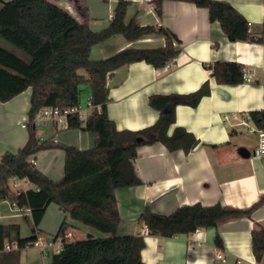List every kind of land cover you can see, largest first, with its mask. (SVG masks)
Returning a JSON list of instances; mask_svg holds the SVG:
<instances>
[{"label":"crops","instance_id":"obj_1","mask_svg":"<svg viewBox=\"0 0 264 264\" xmlns=\"http://www.w3.org/2000/svg\"><path fill=\"white\" fill-rule=\"evenodd\" d=\"M7 1L10 0H0V8ZM49 1L66 9L79 22L87 19L90 29L99 31L109 25V15L118 0ZM126 1L129 2L126 22L134 19L141 26L156 29L162 26L170 30L179 40L180 52L168 68L134 61L120 66L107 77L106 112L116 128L136 131L154 124L160 109L150 104L151 97L188 94L204 83L209 85L210 92L195 106L178 103L173 108L174 122L167 134L171 135L179 127L192 134L198 143L188 152L182 148L169 150L160 142L137 148L133 165L142 183L115 190L120 217L117 234L142 237L144 246L140 257L144 264H264V259L256 262L251 249V230L256 224L264 227V202L250 216L225 220L216 228L198 229L188 235L152 234L144 224L137 222L145 206L161 214H170L179 206L194 203L247 208L264 196V155L253 153L261 128L251 116L254 111L264 113V37L260 43L229 41L219 22L210 21L206 7L186 0H162L160 17L153 0ZM219 1L228 2L238 10L249 22L252 33L264 23V0ZM164 44L165 37L160 33L133 41L116 35L92 46L89 56L100 60L125 48H154ZM0 47L27 60L1 38ZM215 61L240 64L242 70L251 74L250 80L238 84L219 83L211 69L204 66ZM30 94L28 87L12 99L0 101V156L16 153L28 139ZM161 101L157 99L156 103L162 105ZM170 108L171 102L166 103L164 112ZM38 124L41 140L52 138L56 143L80 149L94 145V136L88 130L59 129L51 122ZM29 160L49 178L58 181L63 177L62 149L42 150ZM32 187L29 183L27 189ZM49 213L54 220L50 221ZM63 221L70 224L65 233L67 241L87 234L102 235L70 219L55 203L47 206L36 232L44 235L40 236L44 240L53 238ZM25 222L33 227L28 208L17 210L8 201L0 202V224H17L20 233ZM216 232L223 240L222 248L215 245ZM28 236L20 234V237ZM9 245L11 249L16 248L15 243ZM35 247L26 246L21 250L19 264H48L47 258L51 259L53 250L43 252Z\"/></svg>","mask_w":264,"mask_h":264},{"label":"trees","instance_id":"obj_2","mask_svg":"<svg viewBox=\"0 0 264 264\" xmlns=\"http://www.w3.org/2000/svg\"><path fill=\"white\" fill-rule=\"evenodd\" d=\"M198 7H206L210 21H218L229 41L262 42L264 23L257 32H250L246 18L232 5L219 0H186ZM156 14L161 16L162 0H153ZM118 0L114 18L102 30L93 31L88 20L79 22L66 9L49 0H10L0 8V38L23 53L27 60L0 47V101L6 102L28 87L31 88L28 109V139L16 153L0 156V202L15 203L31 212L32 234L20 237L17 224H0V264H19L20 252L40 236L36 231L47 206L55 203L70 219L89 226L102 235L87 234L81 239L67 241L70 224L63 221L53 238H61L58 252H53L49 264H144L140 250L144 246L140 235L117 234L120 217L115 190L142 183L136 175L133 160L141 145L160 142L169 150L182 148L188 152L198 140L184 128L168 127L174 122L173 108L178 103L195 106L210 92L207 83L196 91L183 95L151 97L150 104L160 109V116L151 126L140 130H118L108 117L107 77L122 65L145 61L156 68L173 59L180 52L179 40L170 30L160 26H141L134 19L125 21L128 5ZM78 6H81L77 2ZM153 33L165 37V44L154 48H125L110 57L92 60L90 49L116 35L128 41ZM219 83L238 84L242 81V66L236 62L215 61L205 64ZM90 96L94 108L83 123L75 115L67 117L66 129H84L94 136L91 148L80 149L59 144L52 138L41 140L35 116L45 106L60 109L76 105ZM161 99V104L156 100ZM171 108L164 112V105ZM258 127L264 129V113L251 112ZM58 147L64 151L63 177L55 181L30 162L39 151ZM16 176L33 187L17 194L10 185ZM262 202V196L247 208L222 206L216 203L185 204L170 214H161L145 206L137 218L152 234L175 236L191 234L198 229L214 227L225 220L250 216ZM217 247H223L218 232L214 238ZM16 244L5 250L6 244ZM251 249L256 262L264 259V227L256 224L251 230Z\"/></svg>","mask_w":264,"mask_h":264},{"label":"built area","instance_id":"obj_3","mask_svg":"<svg viewBox=\"0 0 264 264\" xmlns=\"http://www.w3.org/2000/svg\"><path fill=\"white\" fill-rule=\"evenodd\" d=\"M110 20L114 18L113 12L109 15ZM174 63V58L166 61L164 66L166 68L172 66ZM251 78V74L245 70H242V80L248 81ZM94 108V105L91 102L90 96H87L85 101L78 103L73 106H69L63 109L45 106L39 110V112L35 116V123L41 122H51L59 129L67 128V117L69 115H75L79 120L83 123L88 117L90 110ZM255 155H264V129L259 130V139L257 146L253 150ZM29 182L25 179L18 178L16 176H12L10 178V185L12 189L17 193H21L27 190V185ZM11 207H14L17 210H21L22 208L18 207L15 203H10ZM66 239V238H65ZM62 240L61 238H48L47 240L42 239L40 236L37 237L36 241H34L31 245L37 246L40 250L45 252L47 249L53 250V252H58L61 248ZM26 246H30L26 245ZM5 250H10L11 246L9 244L5 245ZM52 252V253H53ZM218 258L222 259V255L218 254Z\"/></svg>","mask_w":264,"mask_h":264},{"label":"rangeland","instance_id":"obj_4","mask_svg":"<svg viewBox=\"0 0 264 264\" xmlns=\"http://www.w3.org/2000/svg\"><path fill=\"white\" fill-rule=\"evenodd\" d=\"M85 94H86V90L83 88V90H82L83 101H85V99H86ZM38 125L40 126V124H37V129H38V127H39ZM27 186H28V185H27ZM52 206H54V205H52ZM50 208H55V207H50ZM54 210H55V209H54ZM49 216H51L50 221H52L51 219L54 220L52 214L49 213ZM2 221H3V220H2ZM2 221H1V222H2ZM31 233H32V228H31L30 223H27V222L23 223L22 226H21L20 234H21L22 236H28V235H31ZM40 236H44V235H42V234L40 233ZM32 247H34V246H27V248H32ZM35 248H37V247H35ZM37 249H38V248H37ZM47 259H48V264H49L51 259H50V257H48ZM49 259H50V260H49Z\"/></svg>","mask_w":264,"mask_h":264}]
</instances>
